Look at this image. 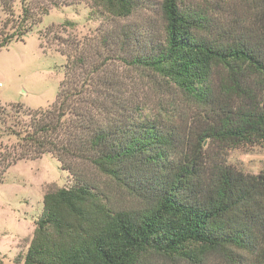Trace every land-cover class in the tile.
I'll return each instance as SVG.
<instances>
[{
	"label": "trees",
	"instance_id": "trees-1",
	"mask_svg": "<svg viewBox=\"0 0 264 264\" xmlns=\"http://www.w3.org/2000/svg\"><path fill=\"white\" fill-rule=\"evenodd\" d=\"M181 1H162L165 39L144 51L131 47L126 28L106 29L90 41L57 35L67 64L54 103L37 110L0 103V136L16 138L0 151V184L18 161L51 153L71 173L77 175L80 161L135 200L118 206L81 174L75 186L48 189L24 264H154V254L187 264H204L211 255L230 264H264L239 252H254L258 237L264 241V173L236 171L221 151L264 143V50L198 35L209 30L210 18ZM101 4L114 20L131 16L138 3ZM49 11L50 5L35 12L24 5L21 25ZM75 25L67 20L60 27ZM118 61L152 70L201 110L203 123L198 113L191 141L146 112L135 86L108 69ZM217 142L223 146L211 150Z\"/></svg>",
	"mask_w": 264,
	"mask_h": 264
},
{
	"label": "rangeland",
	"instance_id": "rangeland-1",
	"mask_svg": "<svg viewBox=\"0 0 264 264\" xmlns=\"http://www.w3.org/2000/svg\"><path fill=\"white\" fill-rule=\"evenodd\" d=\"M53 1L59 5L53 6ZM136 1L138 4L131 16L113 20L101 0H0V45L8 42L0 47V103L6 106L22 104L32 110L47 108L54 103L67 64L66 56L59 50L57 35L90 41L106 29L110 32L115 27L126 28L132 34L131 47L137 51H144L149 43L165 39L163 0ZM27 4L34 12L41 4L50 5V11L41 20L34 23L30 20L23 27V6ZM181 6L203 11L210 18L209 30H199L198 35L220 37L226 43L239 39L264 50L261 24L264 5L260 0H182ZM67 20L76 25L66 27L65 31L60 25ZM52 26H56L53 33L45 34ZM108 69L127 85L135 86L136 95L145 105L146 112L156 117L161 126L171 128L174 125L179 128L183 140L193 139L191 122L202 112L193 102L179 95L174 86L170 87L152 70L128 66L120 61L112 62ZM223 73V69L217 71L216 79ZM253 78L257 77L253 75ZM3 117L0 116V128L3 127ZM15 143L14 136L1 135L0 151ZM214 144L213 151H219L223 146L218 142ZM221 151L225 154L224 163L236 171L252 176L264 173V143L244 142ZM74 167L77 175L65 169L53 154L46 153L37 159L20 160L8 169L0 184V264H24L36 221L43 212L46 191L75 186L80 183V174L110 194L116 205L135 206L133 197L113 186L107 187L105 178L93 168H84L80 161L75 162ZM257 243L254 252H239L250 261L256 257L264 259V241L258 237ZM151 260L154 264H187L157 254ZM204 264L230 262L222 255H211Z\"/></svg>",
	"mask_w": 264,
	"mask_h": 264
},
{
	"label": "crops",
	"instance_id": "crops-1",
	"mask_svg": "<svg viewBox=\"0 0 264 264\" xmlns=\"http://www.w3.org/2000/svg\"><path fill=\"white\" fill-rule=\"evenodd\" d=\"M42 214V213H41ZM35 229V228H34ZM33 233H34V231H33Z\"/></svg>",
	"mask_w": 264,
	"mask_h": 264
}]
</instances>
